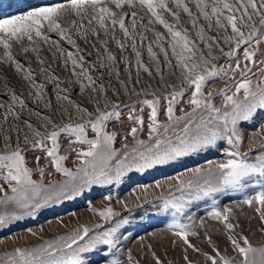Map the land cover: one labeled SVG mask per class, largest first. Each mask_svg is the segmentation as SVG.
<instances>
[{
    "label": "snow or ice",
    "instance_id": "snow-or-ice-1",
    "mask_svg": "<svg viewBox=\"0 0 264 264\" xmlns=\"http://www.w3.org/2000/svg\"><path fill=\"white\" fill-rule=\"evenodd\" d=\"M12 2L16 13L4 15L0 6V65L22 73L33 88L30 95L45 108H52L51 99H46V85L19 59L21 54H34L45 64L42 72L52 84L56 101L66 102L80 115L73 117L67 112V122H57L52 115L36 111L41 123L34 124L16 110L17 103L20 109L27 108L26 101L5 83L9 107L0 120L11 117L22 121L26 131L19 124H10L17 132L13 144L8 129L0 127V227L34 218L95 187L122 185L131 179L130 174L212 154L218 158L172 177L174 183L155 184L161 190L156 197L159 210L171 217L164 231L174 237L173 248L177 242L182 246L185 264H199L189 259V250L202 256L206 264H264V243L253 244L237 214H244L247 207L253 213L244 214L249 230L251 220L258 219L262 225L258 230L264 233V143L242 150L245 129L259 125L256 135L264 140V123H260L264 121V0ZM157 25L164 33L154 30ZM149 31L153 39L147 36ZM76 40L91 44L106 63L93 62L91 69L87 67ZM110 41L121 54L131 53L123 56V69ZM45 44L64 58L65 68L71 65L75 79L69 84L78 85V93L87 98L91 108L66 94L69 86H61L60 77L40 55ZM101 67L112 71V78L105 72L101 75L116 97L134 95L137 99L131 103L113 100L105 84L91 74ZM122 70L125 77H121ZM143 75L149 79L144 81ZM113 78L119 88L112 84ZM221 81L223 87H212ZM125 116L131 125L127 131L108 130L111 124H123ZM145 132L146 139L142 138ZM61 137L67 144H61ZM118 137L120 147H116ZM62 147L66 154H61ZM67 149L75 153L72 167L66 165ZM37 152L40 155L27 158ZM221 198L231 203L222 206ZM120 203L127 210V203ZM200 203L210 207L207 218L222 225L223 233L219 228L217 233L227 239L234 255H227V249L221 251L205 220L198 224L192 220L191 209ZM90 210L103 223L80 225L36 245L15 246L0 253V264H94L97 257L103 264H140L130 250L125 254L122 244L132 231L131 220L111 203ZM193 239L206 243L211 252L203 251ZM145 247V256L150 255L154 264H164L153 244Z\"/></svg>",
    "mask_w": 264,
    "mask_h": 264
},
{
    "label": "rangeland",
    "instance_id": "rangeland-1",
    "mask_svg": "<svg viewBox=\"0 0 264 264\" xmlns=\"http://www.w3.org/2000/svg\"><path fill=\"white\" fill-rule=\"evenodd\" d=\"M33 3H36V0H32ZM11 4V6H9ZM0 6L3 8V14L9 15L17 12V7L12 0H0ZM138 15L144 16L145 13L138 12ZM171 19V17H168ZM147 17L145 16V20ZM182 19L187 21L188 17L182 14ZM130 24V21H128ZM152 27V26H148ZM188 27L191 30V25ZM154 30L161 31L164 33V29L160 26H156ZM194 33V30H192ZM166 34V33H165ZM215 35V32H212ZM53 39H56L55 34H52ZM103 36V33H101ZM149 39H153L152 31L147 32ZM76 43H79L81 49L83 50L82 54L86 58V66L91 69L92 63L95 62L97 65H103L106 61H103L100 57V54L92 47L91 44H85L81 40H76ZM66 47L71 46L66 42ZM110 47L114 54L120 58L119 67L124 68L123 56H131L130 52L121 54L116 48L115 44L111 41ZM130 43V41H129ZM99 48V44H97ZM53 53H55V59L53 58ZM41 57L44 58L45 63L51 65V71L58 77L62 82L61 86H69V92L66 93L72 97V99L80 101L81 103L87 105L89 108L92 105L88 102L87 98L84 95L78 93V85L75 83L69 84L70 80H74L75 77L71 75V65L69 64L67 68L64 67V58L56 51L55 48H50L48 45L41 46ZM144 58L147 61V53L145 51ZM19 59L22 63L25 64V69L31 68L35 73V78L38 82L44 83L47 87V96L46 99H51L52 108H45L43 102H37L34 99L33 95H30L33 92L32 86L29 82L23 79L22 73H17L14 68L8 67L6 65H0V116L4 114L6 109L9 107L8 100L10 99L9 95H6L8 89L5 88V83L10 85L15 92L22 96L26 101L28 107L24 109L19 108L17 103L16 110L21 113V116L31 120L34 124H40V119L36 116V111L41 112L42 114L52 115L53 119L57 122H60L63 119L64 122H67L68 115L67 112H71L73 117L80 115L71 105H68L66 102H57L55 99V94L52 90V84L48 80L47 76L42 72V69L45 67V64H41L37 61L34 54L29 53L27 56L21 54ZM133 59V76H135V65L134 57ZM223 59V58H222ZM79 72V69L76 70ZM101 72L107 73L109 78H112L113 73L111 70L101 67L100 71L93 70L91 74L98 80L105 84L106 89H108V94L113 100L122 99L125 103H131L137 99L133 96H121L116 97L108 85L107 79L101 75ZM126 72L121 71V77H125ZM149 78L147 75H143V80L147 81ZM112 84L119 88V83L114 78L112 79ZM155 86V81H153ZM137 87H142V85H137ZM213 88L223 87V82H217L212 85ZM55 111V115L53 112ZM147 112V110H146ZM164 119V117H161ZM264 123V121H260ZM10 124H19L22 129L26 131L25 126L22 121H15L11 117L8 121L0 120V127L3 129H8L9 135L12 137L13 144L16 143L17 132L10 129ZM131 127L130 123L127 122L125 116V122L123 124L114 123L109 127V131H127ZM43 131V129H41ZM259 131V125L256 129H245L244 130V143L242 145V150L248 151L249 148L256 149L261 143H264V140H261L256 133ZM24 131L19 132V136L22 140ZM256 137L255 143L252 142V138ZM142 138L146 139V132L142 135ZM118 137V143L116 147H120ZM131 137H129V142ZM62 145L67 144V140L61 137L60 140ZM3 143V132H0V144ZM61 154H66L65 149L62 147ZM67 154H69V160L66 161V165L69 167L73 166L75 161V153L71 149H67ZM35 155H40V153H29L28 159H33ZM217 156L212 154H204L199 156H193L185 158L182 161L176 162L173 166H165L158 169L149 170L144 173H135L130 174L131 179L126 180L122 185L118 186H104V187H95L92 190L86 192L82 197L77 198L73 201H66L59 205L50 206L49 208L43 210L41 213L37 214L34 218H26L18 222H12L10 225L0 227V253L9 250L15 246H26V245H36L41 243L44 239H52L58 235L67 234L72 229L80 225H93L95 223H103L98 215L90 210V207L96 209H102L111 203L112 207L121 213L122 216L128 217L131 220L132 231L127 233L128 239L123 241L122 244L125 248V254L127 250H130L133 256L140 261V264H154L151 259V256H145L147 252L146 244L151 243L156 249L157 255L164 260V264H168L169 261L172 264H185L183 260L182 246L179 242L175 248L172 246V240L174 237L167 234L164 230L167 227V224L170 222L171 217L166 216L159 210V202L156 201V197L160 195V189L155 188L156 183L166 184L167 182H173L172 177L191 170L195 167L202 166L206 164L207 160L217 159ZM46 163V161H42ZM33 167L35 165H32ZM59 178V177H57ZM147 189V191H145ZM111 197V200H106L105 197ZM139 196L140 199L137 200L136 197ZM238 199V197H237ZM124 201L127 203V210L120 203ZM152 202V203H149ZM234 202V201H232ZM222 206H227L230 201L227 199L221 198L220 201ZM143 205V207H138V205ZM210 210V207L200 203L198 206H194L191 209L192 220L195 223H199L200 220H205L207 226L211 229L210 235L214 241L218 244L221 251L227 249V255H234L229 242L222 235L217 233V229H220V232L223 233L222 225L218 224L215 221L207 218V211ZM241 217V224L243 225V230L246 235L252 240L253 244L264 243V233L260 232L258 229L262 227L258 219H253L250 222L249 230V221L245 218L244 214L253 215L247 207L244 208V214L237 213ZM185 222H190L185 220ZM107 226V225H106ZM31 230V232L29 231ZM31 233H35L32 235ZM202 233V230H201ZM155 234V235H153ZM163 237V239H161ZM143 238V239H141ZM203 239V234L201 235V240ZM192 242L197 244L205 252H211V248L206 243H201L200 240L193 239ZM167 252L165 257L164 253ZM103 255V253H101ZM189 259L192 261H199V264H206L202 256H199L197 253H193L191 250L188 252ZM98 264H103V261L96 258ZM94 262V264H96Z\"/></svg>",
    "mask_w": 264,
    "mask_h": 264
},
{
    "label": "trees",
    "instance_id": "trees-1",
    "mask_svg": "<svg viewBox=\"0 0 264 264\" xmlns=\"http://www.w3.org/2000/svg\"><path fill=\"white\" fill-rule=\"evenodd\" d=\"M39 2V0H36V3Z\"/></svg>",
    "mask_w": 264,
    "mask_h": 264
}]
</instances>
